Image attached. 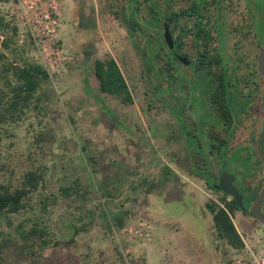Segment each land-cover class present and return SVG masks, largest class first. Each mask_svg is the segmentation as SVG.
Segmentation results:
<instances>
[{
  "label": "rangeland",
  "instance_id": "1",
  "mask_svg": "<svg viewBox=\"0 0 264 264\" xmlns=\"http://www.w3.org/2000/svg\"><path fill=\"white\" fill-rule=\"evenodd\" d=\"M158 1L170 13L187 9L194 0ZM14 3L0 0V69L3 60L34 64L47 78L39 79L29 107L0 125V185L15 189L31 171L43 179L20 211L0 215V264H264V224L234 210L230 217L243 242L239 249L212 227L206 203L224 205L221 193L207 182V166L219 169L222 149L217 151V145L227 129L219 101L211 98L218 88L211 89L206 104L202 85L193 84L184 70L191 82L179 81L165 91L163 47L154 43H161L162 29L146 32L149 3L63 0L54 38L29 26ZM205 4L197 19L205 33L191 30L197 17L186 16H179L171 31L184 30L189 54H207L204 69L220 71L225 57L228 69H235L236 86L228 90L237 91L236 107H245L227 154L235 147L251 152L264 118V83L256 72L262 40L254 28L256 9L253 0ZM134 7L139 27L132 25L130 32L127 17L133 19ZM219 30L222 39L216 37ZM204 34L210 37L195 36ZM150 48L157 55L148 69L142 52ZM97 59L116 61L131 104L101 92L94 73ZM210 72L217 83L219 73ZM167 74L172 79L176 70ZM195 118L200 128L209 120L218 126L207 125L206 135L197 131ZM263 167L250 161L241 183L245 191L257 194ZM31 228L42 229L45 236H28Z\"/></svg>",
  "mask_w": 264,
  "mask_h": 264
},
{
  "label": "trees",
  "instance_id": "2",
  "mask_svg": "<svg viewBox=\"0 0 264 264\" xmlns=\"http://www.w3.org/2000/svg\"><path fill=\"white\" fill-rule=\"evenodd\" d=\"M132 1L135 3L138 2V0ZM144 1H147L149 3L147 9L151 11L150 19L145 21L146 25L148 26L146 32L151 31L160 33L164 22H166L168 26L172 28V24H174V26L177 24V18L179 16L194 18L197 17L193 21L194 25H192L193 27L191 28V30H195V27H197L199 34L206 32L204 30L205 26L197 21L198 17L203 15L202 11L206 6L205 0H194L187 9H182L179 12L172 11L170 13H167V11H165L164 4L159 3L158 0ZM213 2H216V0H213ZM257 4L258 8H260V16H258L256 21L254 22V28L255 31L257 29L259 34H262L264 33V0H258ZM130 12L134 16H132L133 19L130 18L129 15L127 17V28L131 32L128 27L129 21L132 22L133 27H139V25L137 24L136 19V9L131 8ZM197 24L200 26H198ZM140 27H143V25H140ZM219 34H222L221 30H219ZM154 43L156 44V46L162 48V44L157 39L154 40ZM4 44L6 45V42ZM154 50L150 48L142 52L146 60H144V64L147 68L153 67L155 65L152 61L154 54L157 55ZM155 70V76L157 77L159 69ZM174 71V69L167 70V72H171L172 75ZM94 73L99 81L101 92L120 97L121 101L124 104H131L133 102L126 81L114 59L95 60ZM210 73L211 72H208L205 69H201V71H199V77L197 79L198 84L200 86L202 85L203 94L206 95H208V93L211 91V88H206L208 83L211 81ZM220 74L221 75L219 81L221 85L218 89V92L216 91L215 100L219 101L218 110L220 112V115L223 118L227 119V122L229 121V123H231L233 115H236L238 113V105H236L237 91H234V93L229 95L225 72L222 71L220 72ZM40 78L46 79L47 74L41 67L37 65L26 63L17 65L14 61L3 60L2 69H0V83L5 84L6 88H0V125L4 124L7 116H13V114L17 113L19 110L23 111L24 109L29 107L34 98L36 99L35 93L38 89ZM217 146V151H220L222 149V144L219 143V145ZM219 153L220 152H218V154ZM199 155H202V153H200ZM204 158L207 159L206 154ZM224 159L228 160V163H233L237 169L243 167V165L247 164L250 160L249 155L247 157L241 155L239 149L234 150V152H232L230 156L224 157ZM42 179L43 175L41 173L31 171L25 174L23 182L20 184V186L15 187V189H9L8 187L0 185V215L3 213H17L18 211H20L24 207V200L33 191L38 190V182L39 180L42 181ZM207 179L210 189L215 192L221 193V195L223 196L222 200L224 202L223 206L218 205L215 201L206 203V208L212 214V227L217 233V236L224 239L230 247H232L233 249H239L243 245V242L230 217L233 211L238 210V208L236 207V204L232 198H230V200H226V197H228L229 195L221 191L216 180L210 177ZM117 221L121 223L122 219L117 218ZM32 233L40 234L43 237L45 236V232L40 228H31V231L27 234L28 236H30ZM42 243L44 245L48 244L47 239H42Z\"/></svg>",
  "mask_w": 264,
  "mask_h": 264
},
{
  "label": "flooded vegetation",
  "instance_id": "3",
  "mask_svg": "<svg viewBox=\"0 0 264 264\" xmlns=\"http://www.w3.org/2000/svg\"><path fill=\"white\" fill-rule=\"evenodd\" d=\"M257 1L258 0H253V6H254V8L256 9V16L253 18V22H255L256 21V19H257V17L258 16H260L259 15V9L260 8H257L256 7V4H257ZM134 9H136V7H134ZM141 19V18H140ZM129 22H131V21H129ZM164 25H167L168 26V24L166 23V22H164V24H163V26ZM163 26H162V41H161V44H162V47H163V62H164V78H163V88L165 89V91H168V89H169V87H171V85H174V84H179V81H180V83H182L183 84V82L185 81V79L186 80H189L190 81V78H188L187 76H185L184 75V70H188V71H190V73H191V76H192V78L194 79V81H193V84H196V85H198V82H197V79H198V77H199V71H201V69H204L205 68V66H207L206 64H208L209 63V60L210 59H208L207 60V58H206V56H207V54H205V53H200V54H196L194 51L191 53V54H189L188 53V51L187 50H185V45H184V40H185V38L187 37L186 36V34L184 33V30L183 29H179V32L178 33H172V31H171V27H169V30H170V33H171V36H172V38H173V48H172V50L171 49H169V47L167 46V44H166V42H165V40H164V37H163ZM135 30V29H134ZM134 30H132V31H134ZM181 30H183V31H181ZM257 32V31H256ZM196 37H198V38H209L210 37V35H208V34H204V35H195ZM221 36V39H222V34L221 35H216V37H220ZM258 36H261L260 38H262V40H260V45L262 46V43H264V33H262V34H259ZM224 37V36H223ZM176 48V51L174 50ZM261 49V48H260ZM260 51V50H259ZM258 51V52H259ZM224 54V53H223ZM258 54V53H257ZM177 55H185V56H187L188 58H189V64L188 65H185V64H183L181 61H179L178 60V58H177ZM212 56V55H211ZM256 60H257V57H256ZM211 62H216V61H214L213 59H211ZM226 64H227V59H226V57H225V59H224V62H223V64H222V67H220L218 70H220V71H217L216 70V67H212L210 70L209 69H205V70H207L208 72H210V71H212V73H214V74H216V73H219V75H215L217 78H215L216 79V81H217V83H213V79H211V81L208 83V85H207V89L208 88H211V89H213V87L215 88H218L219 89V87H220V72H222V71H224L225 72V77L227 78V87L229 88L230 86H236V82H235V79H234V76H233V74H234V70L235 69H228L229 67L228 66H226ZM169 69H174V70H176V76L174 77V78H169V76H168V74H167V70H169ZM231 70V71H230ZM256 72H257V67H256ZM257 74H258V72H257ZM258 76L260 77V80H262V82L264 83V79L258 74ZM191 82V81H190ZM225 83V84H226ZM215 84V85H214ZM214 85V86H213ZM212 91V90H211ZM210 91V92H211ZM213 91H214V93H208V95L209 94H211V98L213 99L214 97H215V95H216V92H215V89H213ZM229 91V90H228ZM235 91V90H234ZM234 91H232V92H228L229 93V95L230 94H232V93H234ZM168 93V92H167ZM189 95V94H188ZM208 95H206V94H203L202 95V100L206 103V101H205V97L206 96H208ZM209 98V97H208ZM210 98V99H211ZM207 104V103H206ZM240 104V103H239ZM245 104H240V107L238 108V110H237V114L236 115H233V117H232V122L231 123H229V121L227 122V119H225V118H223L221 115H220V113H219V115H220V120H221V122H222V125L223 126H227V129H225V135H226V137H225V139H224V141H219V143L220 144H222V148H223V146H224V143L227 141V139L229 138V144H230V140H231V135L233 134V132L235 131V125H237V116H238V114L244 109V106ZM262 105H263V114H264V93L262 94ZM209 114H210V112H209ZM212 118V117H211ZM198 119L197 118H195V121H197ZM196 124V129H197V131H198V129L200 128L199 127V125H198V121H197V123H195ZM207 125L208 126H212V127H214V128H217V126H218V124H216V125H213L212 124V121H210L209 120V122H207V121H204V123H203V125L201 126V128L200 129H202L203 131H205V133H206V130H207ZM199 127V128H198ZM263 130H264V118H263V121H262V125H261V130H260V132H259V134H258V136H257V139H258V137H259V135L263 132ZM206 135H207V133H206ZM208 137V136H207ZM196 138V137H195ZM209 139V138H208ZM257 139L255 140V144H254V149L250 152L249 151V147H235V148H233L232 150H231V152H230V154H226V156L225 157H228V156H230L231 155V153L232 152H234V150H236V149H239L240 150V153H241V155H243V156H245V157H247L248 155H249V158H250V160H249V162L247 163V164H245V165H243V167H241V168H239V169H237L235 166H234V164L233 163H228V160H226L227 161V165H226V167H225V170H227V167L228 168H231L230 170H233V172L232 171H229V170H227L228 172H230V173H232V174H234L235 175V177H236V179H237V181L239 182V185H240V187H238L239 188V190L241 191V192H243V194H244V204L246 205V207L251 211V207H252V203H253V201H254V199L257 197V195L259 194V192L262 190V188L264 187V181H263V184H262V186H261V188L258 190V192H257V194L256 195H253L252 193H251V191H245L244 189H243V187H242V185H241V183H242V179L244 180L245 179V176L247 175V173L249 172V170L247 169V167L249 166V164H250V161H255V163L256 164H260V165H263L264 166V162L263 161H261V159L258 157V155H257V152H256V141H257ZM198 142V141H197ZM263 146H264V140H263ZM228 147H229V145H228ZM227 151H228V148H227ZM221 153V152H220ZM219 153V154H220ZM219 158H220V156H219ZM206 159V158H205ZM209 166V165H208ZM207 166V169H209V174H210V176H209V174H208V178L210 177V178H212V179H214V180H216V177L218 176V172H219V170H220V168H221V162L219 161V169L217 170V172L216 171H213L212 169H210L211 168V166H209L208 167ZM234 168H235V170H234ZM264 168V167H263ZM237 169V170H236ZM235 172V173H234ZM250 173V172H249ZM240 174H241V177H240ZM217 182V181H216ZM236 184V183H235ZM246 196H247V198H246ZM260 210H261V213H262V215L264 216V199L262 200V202H261V207H260ZM239 211V210H238ZM241 212V211H240ZM242 213V212H241ZM243 215H245L244 213H242ZM246 217H248V218H250V219H252V220H254V221H256V222H259V223H262V222H260V221H258V220H255V219H253V218H251V217H249V216H247V215H245ZM262 224H264V223H262Z\"/></svg>",
  "mask_w": 264,
  "mask_h": 264
},
{
  "label": "water",
  "instance_id": "4",
  "mask_svg": "<svg viewBox=\"0 0 264 264\" xmlns=\"http://www.w3.org/2000/svg\"><path fill=\"white\" fill-rule=\"evenodd\" d=\"M136 12L138 14V10L136 9ZM128 27L132 30V22L128 23ZM163 37L164 40L169 47V49L172 50L173 48V38L171 36L169 27L167 25L163 26ZM177 58L179 61H181L183 64L188 65L189 64V58L185 55H177ZM256 67L258 74L264 79V43H262L261 49L257 54V60H256ZM263 140H264V130L259 135L257 141H256V152L258 157L261 159V161L264 162V146H263ZM229 145V138L224 143V146L222 148V151L220 153V160H221V168L218 172V176L216 177V181L218 183V186L220 187L221 191L227 195H229L235 202L236 207L239 211L244 213L245 215L258 220L262 223H264V216L261 213L260 207L261 202L264 199V187L259 192L257 197L254 199L251 207V211L246 207L244 204V194L239 190L237 185L235 184L236 177L234 174L228 172L225 170V167L227 165V161L224 159V157L227 154V148Z\"/></svg>",
  "mask_w": 264,
  "mask_h": 264
},
{
  "label": "built area",
  "instance_id": "5",
  "mask_svg": "<svg viewBox=\"0 0 264 264\" xmlns=\"http://www.w3.org/2000/svg\"><path fill=\"white\" fill-rule=\"evenodd\" d=\"M63 0H15L14 7L29 26L53 37L59 26ZM54 38V37H53ZM51 38V39H53Z\"/></svg>",
  "mask_w": 264,
  "mask_h": 264
}]
</instances>
